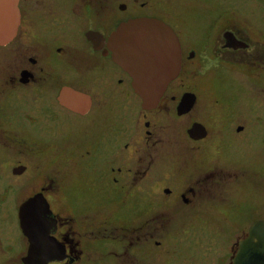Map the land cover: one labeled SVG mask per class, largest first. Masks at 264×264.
<instances>
[{
  "label": "flooded vegetation",
  "instance_id": "af4514ba",
  "mask_svg": "<svg viewBox=\"0 0 264 264\" xmlns=\"http://www.w3.org/2000/svg\"><path fill=\"white\" fill-rule=\"evenodd\" d=\"M17 6L1 26L0 264H234L264 221H225L238 184L259 189L258 117L235 121L244 96L264 92V27L215 22L196 41L163 0ZM137 18L179 41V71L152 107L115 60L114 33ZM88 189L106 195L84 204Z\"/></svg>",
  "mask_w": 264,
  "mask_h": 264
},
{
  "label": "water",
  "instance_id": "95a60500",
  "mask_svg": "<svg viewBox=\"0 0 264 264\" xmlns=\"http://www.w3.org/2000/svg\"><path fill=\"white\" fill-rule=\"evenodd\" d=\"M17 2L0 0V42L8 36V30H2L1 26L7 25L8 19H18ZM150 35L158 37V40L151 42ZM113 38L115 60L132 76V85L142 97L143 105L155 106L169 80L177 75L180 68V47L176 35L162 20L137 18L124 23ZM33 203L34 200H30L21 206V221H33L30 214ZM23 225L26 231L28 225ZM26 233L30 235L28 231ZM263 236L264 221H256L250 229V237L243 241L234 264H264ZM254 237L259 240L254 241ZM32 242L36 240L32 239ZM30 259L34 258L30 256Z\"/></svg>",
  "mask_w": 264,
  "mask_h": 264
},
{
  "label": "rangeland",
  "instance_id": "374dc122",
  "mask_svg": "<svg viewBox=\"0 0 264 264\" xmlns=\"http://www.w3.org/2000/svg\"><path fill=\"white\" fill-rule=\"evenodd\" d=\"M163 3L164 13H167L169 18L174 20L176 24L183 27L182 31H184L185 34L192 36V38H195L194 40L196 41L198 40V37L204 33L206 28L210 25H213L215 22L217 27L223 26L225 24H233L232 21L239 19L238 22L241 25L243 24V26L254 25L264 27V0H163ZM236 8L237 11H240L244 15H247L246 18L249 21L246 20L245 16L236 12ZM220 16L221 19H219ZM211 79L218 82L220 78L212 77ZM237 117L238 118L235 121L237 123L246 122L248 120L253 121L254 118L258 117L257 126L259 129V138L263 141L264 92H258V94L254 96L252 95V97L244 96L241 104V109L237 113ZM130 123L131 122H129L128 125ZM138 132H140L139 128H137V133ZM261 143L264 144V142ZM250 154L251 150L244 148V156ZM255 165H258V167L260 168L259 175L256 180L259 186L258 191L249 193L245 190L244 184L242 182L238 184L235 188V192H233L238 198L235 199V202L232 205H228V214L231 213L233 217H231V219L228 218L225 221H243L244 223H246L244 219L249 212L253 214L252 218H255L256 216L264 218V158L262 157V155ZM233 170L235 171V167L230 166L227 171L232 172ZM87 176V173L84 174V179H86ZM87 191H89L91 194H89V192ZM87 191L85 190L84 192V204L91 205V203L94 201V196L99 198L100 196L106 195L100 194L95 190L91 191L88 189ZM11 196L12 195H7V199H11ZM225 196L228 197L227 199H229L234 195L232 196V193L229 194L225 192L223 193L222 199L225 198ZM227 202L230 201L228 200ZM230 207L235 209L232 210V208ZM88 209H90V207ZM90 211L91 210L84 211V216H87L89 219L90 216L92 217ZM164 213L166 214L167 212ZM130 216H132V214H130ZM167 217L170 218L175 216L172 215V212L168 211V215L166 217L164 216L163 220L167 221ZM84 243L87 244L86 241Z\"/></svg>",
  "mask_w": 264,
  "mask_h": 264
}]
</instances>
